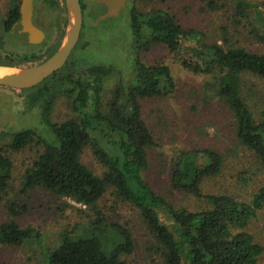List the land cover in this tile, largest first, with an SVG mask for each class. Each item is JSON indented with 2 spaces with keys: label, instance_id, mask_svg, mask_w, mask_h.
<instances>
[{
  "label": "trees",
  "instance_id": "trees-1",
  "mask_svg": "<svg viewBox=\"0 0 264 264\" xmlns=\"http://www.w3.org/2000/svg\"><path fill=\"white\" fill-rule=\"evenodd\" d=\"M226 2L231 3L234 24L249 25L250 34L264 43L260 5L251 0H209V7L217 10ZM20 20L17 5L0 27V66L15 64L2 45L4 35L12 33ZM222 31L225 45L185 27L174 13L131 12V47L148 51L161 45L184 57L187 71L207 77L205 100H218L229 109L238 146L251 152L264 172V118L257 120L241 95L246 77L264 80V52L230 46L229 30ZM70 64L38 87L43 98L47 96L43 100L49 101L41 128L0 133V254L44 240L39 228L19 222L29 214V206L9 198L15 168L12 155L35 149L37 156L25 171L21 192L27 195L42 189L86 207L79 212L87 214L85 222L64 230L59 245L45 252L48 264H126L123 258L134 253L136 244L132 232L109 222L100 208L109 194L140 213L160 264H260L264 247L248 228L264 209V183L250 202L226 193L205 194L203 184L221 176L224 169V157L214 147L181 151L170 171L172 190L199 200L203 206L198 210L169 202L146 179L149 152L158 143L143 118L141 102L175 93L171 68L164 63L148 65L137 56L131 79L121 81L105 105V82L116 69L102 65L78 72ZM59 93L71 103L76 118L61 123L51 120ZM35 98L38 101L40 96ZM88 148L105 169L102 175L83 163ZM110 234L119 241L105 239Z\"/></svg>",
  "mask_w": 264,
  "mask_h": 264
},
{
  "label": "rangeland",
  "instance_id": "rangeland-1",
  "mask_svg": "<svg viewBox=\"0 0 264 264\" xmlns=\"http://www.w3.org/2000/svg\"><path fill=\"white\" fill-rule=\"evenodd\" d=\"M96 1L82 0L85 24L69 61L70 68L78 72L102 65L116 69L113 76L105 82V105L112 100L119 83L131 79L137 56L148 65H168L177 85L175 93L167 98L145 99L141 102L143 118L158 143L149 152L150 169L145 175L148 183L169 202L192 210L200 209L203 205L199 200L172 190L170 171L174 159L181 151L214 147L224 157L223 174L207 180L203 184V192L226 193L244 202L252 201L254 194L264 183V172L256 157L238 146L236 126L229 109L218 100H205L208 78L187 71L182 62L184 57L169 53L161 45L151 47L148 51H137L131 47V12L137 9L148 14L154 9H162L174 13L185 27L202 31L212 42L222 45H225L222 31L224 27L229 30L230 46L264 52V43L250 34L249 25L237 27L234 24L230 2L220 3V8L215 10L209 7V0H131L118 17L95 25L103 14L97 8ZM251 1L264 10V0ZM22 2L23 0H0V27L10 12L17 5L21 6ZM34 14L36 23L46 32L45 41L40 45H31L23 35H4L2 49L5 54L14 56L11 62L15 64L2 65L0 68L39 66L62 47L71 20L66 0H35ZM34 57L37 58L30 59ZM39 86L31 89L0 86V133L43 126V114L49 101H44L47 96L44 95L43 98ZM241 95L256 119L264 118V80L246 77ZM39 96L40 99L36 101L35 97ZM76 117L71 103L59 93L53 103L51 120L61 123ZM36 156L35 149L12 155L15 168L9 198L29 206V214L20 217L19 222L26 228H39L44 240L30 243L26 248L5 249L0 254V264H48L45 252L59 245L61 233L87 220V214L79 212L80 208L86 207L74 201L62 199L42 189L27 195L21 192L25 171ZM82 160L97 175L104 173L105 169L95 159L90 148L85 151ZM100 208L109 222L118 223L132 232L136 246L132 255L123 258L126 264H160V258L152 250L155 243L153 237L138 211L128 204L116 201L110 194L100 203ZM248 232L264 247V209L250 223ZM108 237L109 240L115 238L113 242L119 241L114 234L105 239ZM260 264H264V253Z\"/></svg>",
  "mask_w": 264,
  "mask_h": 264
},
{
  "label": "water",
  "instance_id": "water-1",
  "mask_svg": "<svg viewBox=\"0 0 264 264\" xmlns=\"http://www.w3.org/2000/svg\"><path fill=\"white\" fill-rule=\"evenodd\" d=\"M127 2L128 0H97L98 4L106 6V12L99 17L95 25L109 18L118 17L126 8ZM66 3L71 20L65 41L59 51L39 66L23 69L9 68L8 71L0 74V86L13 89H31L41 85L66 66L80 40L84 20L80 0H66ZM20 12L22 33L29 35L30 44H41L46 35L34 25V0H23Z\"/></svg>",
  "mask_w": 264,
  "mask_h": 264
},
{
  "label": "flooded vegetation",
  "instance_id": "flooded-vegetation-1",
  "mask_svg": "<svg viewBox=\"0 0 264 264\" xmlns=\"http://www.w3.org/2000/svg\"><path fill=\"white\" fill-rule=\"evenodd\" d=\"M80 1H81V5H82V10H83V17H84V20H83V26H84V24H85L84 5H83L82 0H80ZM130 1H131V0H128L126 7H127L128 4L130 3ZM34 3H35V0H34ZM96 4H97V8H98L101 12H103V14H105V12H106V6H105V5L98 4L97 1H96ZM20 9H21V6H20ZM125 9H126V8H125ZM123 10H124V9H123ZM103 14H102V15H103ZM120 14H121V13H120ZM33 22H34V25H35L36 27H38L39 29H41V30L45 33V35H46V32L44 31V29H43L42 27H40V26L36 23V21H35V14H34V16H33ZM22 30H23V27H22V25H21V20H20L19 23H15V24H14L12 33H17V34H19V35H23L24 37L27 38V40H28V42H29V35L26 34V33H22ZM46 36H47V35H46ZM45 39H46V38H45ZM44 41H45V40H44ZM44 41H43V42H44ZM43 42H42V43H43ZM42 43H41V44H42ZM31 45H34V44H31ZM38 45H40V44H38Z\"/></svg>",
  "mask_w": 264,
  "mask_h": 264
},
{
  "label": "bare ground",
  "instance_id": "bare-ground-1",
  "mask_svg": "<svg viewBox=\"0 0 264 264\" xmlns=\"http://www.w3.org/2000/svg\"><path fill=\"white\" fill-rule=\"evenodd\" d=\"M6 71H8V69L0 68V74L5 73Z\"/></svg>",
  "mask_w": 264,
  "mask_h": 264
}]
</instances>
